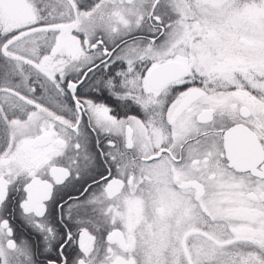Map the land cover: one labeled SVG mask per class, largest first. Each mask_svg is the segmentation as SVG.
Returning a JSON list of instances; mask_svg holds the SVG:
<instances>
[{
  "label": "snow or ice",
  "instance_id": "obj_1",
  "mask_svg": "<svg viewBox=\"0 0 264 264\" xmlns=\"http://www.w3.org/2000/svg\"><path fill=\"white\" fill-rule=\"evenodd\" d=\"M0 264H264V0H0Z\"/></svg>",
  "mask_w": 264,
  "mask_h": 264
}]
</instances>
